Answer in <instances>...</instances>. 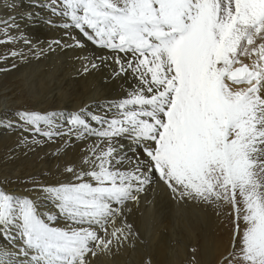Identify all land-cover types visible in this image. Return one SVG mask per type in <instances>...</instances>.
<instances>
[{"label": "snow or ice", "instance_id": "obj_1", "mask_svg": "<svg viewBox=\"0 0 264 264\" xmlns=\"http://www.w3.org/2000/svg\"><path fill=\"white\" fill-rule=\"evenodd\" d=\"M44 7L66 21L60 27L115 54L114 75L131 72L137 83L109 102L111 118L86 109L67 116L17 113V127L33 133V143L41 142L36 135L98 143L83 158L87 170L65 169L72 181L31 189L44 194L55 214L29 196L0 190V236L17 249L0 247V264H89V254L110 252L114 241L135 235L117 219L154 174L181 200L230 204L235 228L228 264H264V0H48ZM0 24L7 37L0 43H30L23 33L8 35L19 29L14 18ZM76 46L83 45L76 40ZM239 85L247 87H233ZM124 138L128 151L141 148L144 158L117 147Z\"/></svg>", "mask_w": 264, "mask_h": 264}, {"label": "rangeland", "instance_id": "obj_2", "mask_svg": "<svg viewBox=\"0 0 264 264\" xmlns=\"http://www.w3.org/2000/svg\"><path fill=\"white\" fill-rule=\"evenodd\" d=\"M47 2L48 0H44L40 4L33 1V4L25 10L13 6L10 0H0V14L3 13V18L0 20L17 19L23 13L26 15L31 13L34 14L35 19L44 20L47 11H49L44 7ZM6 13L11 14L5 16ZM48 13L55 16V18L57 17L58 22L60 18L62 22L60 21L59 25L66 22L62 17L53 15L50 11ZM59 25H55V28H60L59 31L50 32L44 38L29 34V31L24 32L21 27L10 29L8 35L20 36L23 33L25 37H28L31 42L30 45H33L34 51L32 52L51 51V55L49 54L50 57L45 60L46 63H38L34 67H29L32 63V61H29L28 68L23 73L11 71L8 67L0 68V71H3L0 76V95L7 93L3 99L5 102L4 107L2 106L0 112V123H3L0 127V190L38 200L41 211L52 212V214H55L53 204L43 199L44 194L42 192L31 189L36 185H55L72 181L73 173L65 171L69 166L77 170H87L88 166L82 163L83 158L89 155V145L97 144L98 139L96 137L77 139L75 135H61L49 140L36 135L35 139L41 142L33 143V133L24 131L22 127H17V125L22 124L17 113L21 111H38L41 113L57 111L63 112L67 116L68 113L86 109L88 113L111 118L115 110L108 107L109 102L126 97L128 91L135 85L134 82L137 83L132 78V73L131 79L128 78L130 79L128 82L124 80L125 73L114 75V72L118 71L117 64L111 66L115 54L92 44L78 30L74 28L65 29ZM3 27L4 25L1 24L0 29H3ZM32 28L41 33L48 31L45 21H41ZM73 37L79 40L83 46L77 47L76 40ZM2 38L7 39L3 33H0V40ZM57 40L60 41V44L54 43ZM21 41L18 39L15 42L19 44ZM25 45L23 43L21 46L24 47ZM65 45L69 46L66 47ZM11 46L13 47V45ZM12 47L10 49L14 50V47ZM120 55L123 56V54ZM98 57L113 58L102 61ZM92 63L98 66L93 68ZM33 64H36V62H33ZM86 65L88 71H84ZM85 72L86 76L81 78V75ZM82 90L86 91L85 95L81 94ZM7 99L15 102L14 105L7 107ZM85 99L86 103L83 102ZM6 112L13 116L5 119L4 115H8ZM86 118L89 119V123L93 127H99L94 121L90 120V117ZM58 123L62 125L64 131H67L66 120L58 121ZM9 124L12 126L8 127ZM6 131H9L10 134ZM25 139L27 142L22 143ZM49 145L53 147L46 148ZM75 146L82 147L79 150V148L74 149ZM100 147L105 148L106 142L100 143ZM71 149L75 152L66 153ZM140 152L144 157L142 149H140ZM157 188L161 189V187ZM168 191L163 190L166 194L164 197L169 202V215L173 222L181 214H184L186 220L198 215L204 217L202 232L196 233L195 239L190 242L185 262L187 264H228L229 260L232 259L228 254L233 249L235 228L232 211L217 210L216 205L212 204L181 200L171 194L170 189ZM121 219L126 220L124 216ZM120 220L117 219V226H119ZM142 220L144 234L149 231L153 224L158 223L155 220V215H146L145 212L139 213L138 219H136L137 226H133L132 221L128 219V222H130H126L132 225L133 232L139 236L140 233L137 232L139 228L137 227H139V221L142 223ZM63 223L61 220L60 226H63ZM240 227L241 230L244 228L242 221ZM214 237L219 240L218 249L224 250L222 255L216 248ZM17 244H19V241H17ZM235 244L238 250L240 247L239 241L237 240ZM0 247L13 252L17 250L2 236H0ZM137 255L138 249L129 246L128 240L122 244L114 241L110 252H98L95 257L89 254L88 261L89 264H118L115 260L116 256L122 257L124 264H135ZM232 264H241V262L232 260Z\"/></svg>", "mask_w": 264, "mask_h": 264}, {"label": "bare ground", "instance_id": "obj_3", "mask_svg": "<svg viewBox=\"0 0 264 264\" xmlns=\"http://www.w3.org/2000/svg\"><path fill=\"white\" fill-rule=\"evenodd\" d=\"M33 1H37L38 3L42 4V1L44 0H10L13 6L24 8L25 10H27V8H29L33 4ZM48 12L49 11H47V16L44 20L34 19L33 21H29L26 18L28 15L23 13L19 15L17 19H15V23L19 25V28L20 27L23 28L24 32L29 31V34H35V36L40 38L47 37V34H49L50 32L60 30V28H55V25H59V22L61 21L59 18V22H58L57 21L58 19H56L57 17L55 18V16L50 15ZM2 14H0V19L3 18ZM10 14L11 13H6L5 16H8ZM9 19L10 18L6 20ZM41 21H51V23L45 22L46 26H48V31L46 33H41L40 31L34 30L32 28L33 26L38 25ZM0 33H2V31H0ZM26 38L28 39V37ZM3 39L6 40V38H2V40ZM23 43H24L23 40L19 44H16L15 41L11 43H0V68L8 67L10 68L11 71H19V73H23L24 70L28 68L29 61H32L29 67H34L38 63H46L45 60H48V58L51 55L50 54L51 51H39L34 53L32 52L34 51L33 45H30L31 42L29 44H26L24 47H22L21 45H23ZM11 45H13L14 50L10 49L12 47ZM13 51L20 53L21 55H17L13 57L10 55V53ZM37 53H40V55H37ZM62 56H64V54H62ZM242 59H244L245 63H249V64L251 63V61L246 58L242 57ZM33 62H36V64H33ZM115 64L116 63L114 59L111 62V66H114ZM2 74L3 71L2 72L0 71V76ZM85 76H86V72L81 75V78H84ZM129 77L131 79V72H128L124 75V80L128 82L130 80L128 79ZM134 84H136V82H134ZM245 86L247 85H239L233 87L235 88V87H245ZM6 94L7 93H3L0 95V112L2 106L4 107L5 102L3 101V99L6 96ZM81 94L85 95L86 91L82 90ZM83 102L86 103V99ZM14 103L15 102H12L7 99L6 106L7 107L13 106ZM6 114L8 113L6 112ZM12 116H13L12 114L4 115L5 119ZM2 125L3 123L1 122L0 127H2ZM121 144L124 146V151H128L129 147L132 146L130 140L125 138L121 140L120 139L117 140L116 146L119 147V145ZM49 147H53V146L49 145L46 148ZM77 148L79 147L77 146L74 147V149ZM140 149L141 148L138 149L136 148L135 153L128 151V156L134 157L138 153L142 157L141 154L142 152H140ZM72 152L75 151L71 149L68 150L66 153L70 154ZM64 155L66 156V154ZM125 165L126 167H128L127 163H125ZM157 187H161V189L159 190ZM163 190L166 192V190L168 191L169 188L162 181L159 180L158 176L154 174L153 182L147 185L143 192L139 193L138 202L129 201L124 205V209H125L124 217L127 222L128 219L131 220L133 226L135 225L137 226L136 219H138L139 213L141 214L142 212H145L146 215H151V216L155 215V220L158 221L157 224H153L152 227L149 229V231H147L144 234L143 220L145 219L146 217L145 216L144 219L142 220V223L141 221H139L140 222L138 224L139 227H137L139 228L138 231L135 229L137 232L140 233V236L136 233L134 236L128 239L129 246L138 249V255L135 258V264H187L185 262V259L187 258L188 255V246L190 242H192L195 239V234L202 232V226L204 225V217L202 215H198L196 217L194 216L191 219L186 220L184 214H181L180 217L175 218V221L173 222V220L170 218L169 215V209H170L169 202L167 198L164 197L166 196V194L163 192ZM171 194L173 193L171 192ZM216 209L222 211H230V212L232 211L230 204H223L222 202L219 206H216ZM121 218H119V220ZM190 226L191 228H189ZM218 242L219 240L216 237H214V243L216 245V248L218 252L221 253L220 255H222V252L224 250L218 249L217 247ZM115 260L117 261L118 264H124V259L122 257L115 256Z\"/></svg>", "mask_w": 264, "mask_h": 264}]
</instances>
